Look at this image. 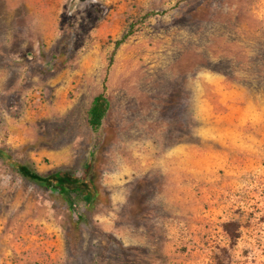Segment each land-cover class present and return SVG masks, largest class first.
Here are the masks:
<instances>
[{"label":"rangeland","instance_id":"374dc122","mask_svg":"<svg viewBox=\"0 0 264 264\" xmlns=\"http://www.w3.org/2000/svg\"><path fill=\"white\" fill-rule=\"evenodd\" d=\"M0 264H264V0H0Z\"/></svg>","mask_w":264,"mask_h":264},{"label":"trees","instance_id":"16d2710c","mask_svg":"<svg viewBox=\"0 0 264 264\" xmlns=\"http://www.w3.org/2000/svg\"><path fill=\"white\" fill-rule=\"evenodd\" d=\"M128 36L129 35H126L123 40L126 39ZM107 91V79H105L102 92L94 98L92 105L88 111V123L95 133H98L101 130L104 120L107 117L111 108V102L107 95ZM18 168L26 178H29L38 184L53 186L61 193H67L68 190H70L71 192L79 194L77 189H72V186H67V183H69L68 179L63 178L60 175L50 176L46 178L38 175L36 172L30 170L24 165H18ZM90 169L91 167L89 165L86 169V173H89Z\"/></svg>","mask_w":264,"mask_h":264},{"label":"built area","instance_id":"2783aa9c","mask_svg":"<svg viewBox=\"0 0 264 264\" xmlns=\"http://www.w3.org/2000/svg\"><path fill=\"white\" fill-rule=\"evenodd\" d=\"M93 2H97V0H92Z\"/></svg>","mask_w":264,"mask_h":264}]
</instances>
